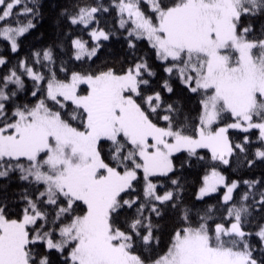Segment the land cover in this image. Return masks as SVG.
<instances>
[{
  "label": "snow or ice",
  "instance_id": "obj_1",
  "mask_svg": "<svg viewBox=\"0 0 264 264\" xmlns=\"http://www.w3.org/2000/svg\"><path fill=\"white\" fill-rule=\"evenodd\" d=\"M41 16L0 0V264H264V175L220 171L264 164V0H71L20 56Z\"/></svg>",
  "mask_w": 264,
  "mask_h": 264
},
{
  "label": "trees",
  "instance_id": "obj_2",
  "mask_svg": "<svg viewBox=\"0 0 264 264\" xmlns=\"http://www.w3.org/2000/svg\"><path fill=\"white\" fill-rule=\"evenodd\" d=\"M71 0H40L41 3V13L42 16L40 19L36 21V28L32 29L30 34H27L23 38V47L20 50L19 55L24 56L28 53L31 48H41L46 47L51 44L57 36L58 29L55 25V20L57 15L62 7L70 4ZM109 22H111L112 18H107ZM74 32L78 33L77 29H73ZM85 39L88 37L85 35ZM123 41H117L113 38L110 41L104 42V47L101 50L99 55V59L95 61L93 67L99 66L103 61L112 59L113 56L119 57L123 54L124 50ZM7 48V44H5L2 40H0V49ZM141 48L145 51L147 50V44H142ZM59 51V50H57ZM5 55H11L9 52L5 51ZM70 54V52H69ZM112 54V55H109ZM14 59V55L12 56ZM63 59L67 60L68 55H64ZM73 70H80L81 68L86 69L88 67V63L83 65L80 62H71L70 65ZM184 157H180V160H183ZM179 160L177 161V166L179 167ZM207 165L196 162L195 160L192 162V166L185 168L182 171H178L176 176L181 177V183L185 185L184 198L188 203H192L195 201V194L200 186V180L203 177ZM220 171L227 177L228 181L232 180H244V179H253L264 175V164H257L254 169H239L237 170V166L233 164L231 167L221 166ZM5 183V181H0V184ZM20 185L13 179V182L9 184L8 191L9 193L15 192L19 190ZM244 190L243 185L240 188V192ZM238 196V193L236 194ZM223 196V190L216 194H212L210 198H205V204H215L217 201L221 199ZM198 207H202V204H197ZM168 243V237L165 235L162 238L160 248L158 251L162 252L165 250L166 245Z\"/></svg>",
  "mask_w": 264,
  "mask_h": 264
}]
</instances>
